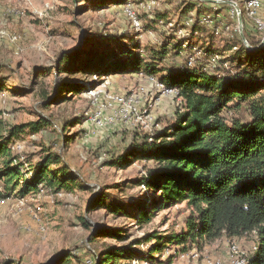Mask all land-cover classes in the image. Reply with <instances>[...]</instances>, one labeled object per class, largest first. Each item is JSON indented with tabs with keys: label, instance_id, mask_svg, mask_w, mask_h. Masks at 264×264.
Segmentation results:
<instances>
[{
	"label": "rangeland",
	"instance_id": "obj_1",
	"mask_svg": "<svg viewBox=\"0 0 264 264\" xmlns=\"http://www.w3.org/2000/svg\"><path fill=\"white\" fill-rule=\"evenodd\" d=\"M110 1L93 7L86 0H0V77L8 79L0 90V134L22 126L25 130L12 149L23 161L28 160L26 169L51 148L64 154L86 185L57 194L42 188L37 194L0 197V263L41 264L63 251L78 255L76 245L99 251L109 245L143 240L154 230L169 235L181 229L187 215L184 205L158 208L151 221L141 226L133 219L138 217V207L149 208L158 193L134 181L148 177L155 160L139 159L122 169L106 164L125 153L132 143L143 144L163 130L181 108L177 91L138 71L101 78L92 72L82 76L84 90L71 93L63 84L67 73L57 72L61 54L81 51L86 38L95 33L121 38L128 46L137 45L146 59L167 36L190 39L201 47L208 45L211 36L216 48L223 49L241 36L239 12L226 1L239 6L243 32L247 29L264 35L260 31L264 30V7L256 14L251 0ZM190 4L195 9L186 12ZM195 23L204 25L201 32L193 30ZM181 56L175 61H185ZM173 61L166 58L167 63ZM57 86L58 94L54 90ZM44 100L48 107L42 105ZM41 116L50 117L53 125L30 132L27 126ZM101 188L119 196L132 213L117 215L101 207L89 211L90 200ZM83 217L90 228L83 224ZM116 229L126 233L124 240L103 236ZM93 233L99 236L90 243ZM256 244L253 237L221 238L211 244L197 243L168 262L176 248L156 254L157 260H152L149 245L141 243L135 246L141 253L132 260H122V264H209L210 259L233 264L232 246L238 249L236 256L250 258ZM89 257L93 259L85 253L83 258Z\"/></svg>",
	"mask_w": 264,
	"mask_h": 264
},
{
	"label": "trees",
	"instance_id": "obj_2",
	"mask_svg": "<svg viewBox=\"0 0 264 264\" xmlns=\"http://www.w3.org/2000/svg\"><path fill=\"white\" fill-rule=\"evenodd\" d=\"M108 1L86 0L93 7ZM114 1L120 0L110 2ZM194 9L195 5L190 4L186 12ZM157 18L162 20L164 16L157 15ZM194 25L196 32L204 27ZM244 34L254 49H249L240 35L236 41L227 42L223 49L216 48L211 36L205 47L196 46L190 39L180 41L167 36L162 45L149 51L146 59L137 45L128 46L121 38L95 33L86 38L81 51L61 54L57 72L67 73L68 80L63 84L71 93L82 92V76L92 72L101 78L111 73L138 71L157 77L177 91L181 108L163 130L152 136L151 141L132 143L125 153L106 164L122 169L139 159L155 160L149 176L134 181L158 193L149 208L138 207V217L133 219L141 226L151 221L158 208L184 205L187 215L181 229L169 235L154 230L143 240L109 245L99 251L76 245L78 255L63 251L41 264H87L89 259L88 264H122V260H132L141 253L135 247L141 243L149 245L152 260H157L156 254L176 248L168 259L173 262L197 243L252 237L256 239V248L250 258L249 255H245L247 260L242 258L247 264H264V35L247 29ZM227 51L233 53L227 55ZM183 54L186 55L182 57ZM180 56L185 61L178 63L175 59ZM168 57L174 61L167 63ZM77 74L81 75L78 79ZM5 84L8 79L0 77V90ZM42 105L48 107L49 103L44 100ZM52 125L50 117L41 116L27 127L30 132L38 133ZM24 130L22 126L11 127L9 134H0V197L37 194L42 188L57 194L86 187L65 161L64 154L51 148L26 169L28 160L23 161L12 149ZM98 207L117 215L132 213L125 209L119 196L105 188L89 202V211ZM82 219L90 228L86 218ZM124 234L122 229H116L104 232L103 236L122 241L126 238ZM98 236L93 233L90 243ZM85 253L93 255V259H84ZM0 264L21 263L5 260Z\"/></svg>",
	"mask_w": 264,
	"mask_h": 264
},
{
	"label": "bare ground",
	"instance_id": "obj_3",
	"mask_svg": "<svg viewBox=\"0 0 264 264\" xmlns=\"http://www.w3.org/2000/svg\"><path fill=\"white\" fill-rule=\"evenodd\" d=\"M250 4H252L254 7H257V0H251ZM162 88H165V87H162ZM232 250L234 251V254L231 255V262L233 264H247L246 260H244L241 256H236L238 255V249L235 245L232 246ZM210 260L208 261L209 264H222L219 259L214 260V261H210Z\"/></svg>",
	"mask_w": 264,
	"mask_h": 264
},
{
	"label": "water",
	"instance_id": "obj_4",
	"mask_svg": "<svg viewBox=\"0 0 264 264\" xmlns=\"http://www.w3.org/2000/svg\"><path fill=\"white\" fill-rule=\"evenodd\" d=\"M227 3L231 4V5H234V7L236 8V10L239 12V20H240V25H241V37L243 39V41L245 42L246 46L249 48V49H254V47H252L246 40V37L244 35V32L242 30V22H241V13H240V9H239V6L237 5V3L233 2V1H226ZM262 44V43H261ZM260 47V46H258ZM256 47V48H258Z\"/></svg>",
	"mask_w": 264,
	"mask_h": 264
},
{
	"label": "built area",
	"instance_id": "obj_5",
	"mask_svg": "<svg viewBox=\"0 0 264 264\" xmlns=\"http://www.w3.org/2000/svg\"><path fill=\"white\" fill-rule=\"evenodd\" d=\"M263 7H264V0H257V7L255 10L256 14H260V11L263 9ZM263 22H264V20H263Z\"/></svg>",
	"mask_w": 264,
	"mask_h": 264
}]
</instances>
